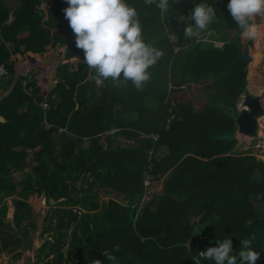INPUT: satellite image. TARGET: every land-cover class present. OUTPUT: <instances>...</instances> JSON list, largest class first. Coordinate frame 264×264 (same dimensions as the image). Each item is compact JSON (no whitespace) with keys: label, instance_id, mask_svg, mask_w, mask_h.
<instances>
[{"label":"trees","instance_id":"1","mask_svg":"<svg viewBox=\"0 0 264 264\" xmlns=\"http://www.w3.org/2000/svg\"><path fill=\"white\" fill-rule=\"evenodd\" d=\"M197 2L170 0L162 15L154 4L128 0L146 42L163 53L137 90L123 79L98 81L82 63L66 0H0V64L10 75L0 76V252L21 244L3 231V200L15 197L12 222L26 234L24 224L34 226L26 200L38 194L49 207L42 234L50 241L34 264H107L102 250L115 246L118 264H214L198 252L226 237L234 252L254 237L256 264H264V162L235 151V139L210 137L236 129L231 112L246 88L247 62L229 59L241 51L230 37L241 30L229 22L228 0H205L216 10L208 26L215 38L186 37L178 16ZM51 50L57 78L20 73L45 64ZM200 83L208 94L197 111L189 89ZM44 99L45 111L38 105ZM16 172L24 173L22 186ZM78 180L96 190L77 188ZM155 180L162 192L148 195Z\"/></svg>","mask_w":264,"mask_h":264},{"label":"clouds","instance_id":"2","mask_svg":"<svg viewBox=\"0 0 264 264\" xmlns=\"http://www.w3.org/2000/svg\"><path fill=\"white\" fill-rule=\"evenodd\" d=\"M144 2L154 4L162 15L171 7L170 0ZM66 4L64 17L75 35L76 47L83 50L82 63L94 70L95 78L98 81L110 78L113 82L123 79L142 90L151 78L149 69L163 53L146 42L136 8L128 0H66ZM226 7L228 15L237 22L241 35L249 40L255 39L259 31L255 19L264 16V0H228ZM215 19L216 10L205 0L195 3L187 16H178L184 24L185 36L190 38L197 37ZM255 177L259 179L258 172ZM252 239L254 237L242 239L238 252H234L231 237L216 239L215 246L207 247L201 255L214 264H256L260 251L251 246ZM118 251V246L112 251L102 250L107 264H118L113 254ZM96 264H102V261L96 259Z\"/></svg>","mask_w":264,"mask_h":264},{"label":"rangeland","instance_id":"3","mask_svg":"<svg viewBox=\"0 0 264 264\" xmlns=\"http://www.w3.org/2000/svg\"><path fill=\"white\" fill-rule=\"evenodd\" d=\"M48 2H51V0H48ZM9 5V3H8ZM47 5H45V8ZM50 7V6H49ZM52 10H57L55 7H51ZM58 11H62V9H58ZM51 13H49L50 15ZM62 15V13H60ZM255 23L258 27V35L255 39L249 40L246 37L242 36L241 33H233L231 35L230 41H235L236 38L241 43V49H243L244 44L248 43V54L251 56V59L247 62V70L249 66V62L254 60H258L259 63L264 62V16H258L255 19ZM225 31L218 34V38H225ZM214 32H211L209 27L206 30L200 31L199 35L196 38H199L200 40L204 39L209 41L210 38L214 39L215 37H212ZM215 34V33H214ZM174 39V37H172ZM206 42V41H205ZM263 44V46L261 45ZM59 57L51 50L49 52V59L45 64L42 65H31V66H25L22 68L20 73L26 72V70L34 69L35 75L34 78L40 82V79H52L57 78L58 74L56 72V65ZM258 63V64H259ZM261 65V64H260ZM261 69H263L264 66H259ZM264 70V69H263ZM246 86L249 85L248 80V71H246ZM210 80L207 81V83ZM250 86V85H249ZM256 91V90H255ZM257 94L260 96L261 101V108L260 111H264V81L262 83V89L261 91H256ZM207 94L208 89L204 86L203 83H200L198 85H191L189 89V96L192 99L193 107L195 110H201L204 107V104L207 101ZM244 100V94H241L239 96V99L236 101L235 104V120L237 118L238 113L242 110L239 109V106L243 104ZM247 110L249 108L245 106ZM27 106H21L20 110H26ZM234 115V114H232ZM257 121H258V113L255 114ZM259 128V127H258ZM237 129V126H236ZM236 131V130H235ZM260 133V134H259ZM119 139L121 140V136H119ZM234 139L236 140V144L234 146V150L237 152H247L250 154L255 155L257 158L262 160L264 162V131L258 132L256 131L255 136H251L248 134H245L243 132H235ZM84 146L87 145V142L84 141ZM26 172L28 173L29 170L26 169ZM23 174L21 172H16L13 174V179L22 186V179ZM89 182V181H88ZM149 185V191L148 195L151 193L157 194L162 192V184L161 180H155L150 182ZM77 188H83L85 189H91L96 190L95 186L89 185L87 182H83L81 180H78L76 182ZM147 195V196H148ZM12 198H15L14 196L5 198L3 202H5L6 205V214L4 216V229L3 231L5 233L13 234L14 237H18L21 240V244L16 247H10L7 250H3L0 252V264H34L36 262L37 257L40 256V258L45 259L44 254L48 250V241H50V238L48 237V234H42V229L44 227V219L49 215V207L45 204L43 195L33 194L29 195L27 197V203L31 207V221L34 223V226L32 225H26L27 227V233L24 234L22 229L19 230L12 222V213L14 211V207L12 205ZM108 197H103L100 200L106 201ZM56 219H52L53 224L55 223ZM69 230L67 231V238H68ZM63 252H66V245L62 248ZM262 252H264V246L262 248ZM70 256V255H69Z\"/></svg>","mask_w":264,"mask_h":264},{"label":"water","instance_id":"4","mask_svg":"<svg viewBox=\"0 0 264 264\" xmlns=\"http://www.w3.org/2000/svg\"><path fill=\"white\" fill-rule=\"evenodd\" d=\"M229 22L238 26L237 22L233 18H230ZM229 59H234L240 62H248L251 59V56L248 54V43L246 42L244 44L242 52L240 54L230 56ZM243 105L247 106L249 110L243 109L238 113L236 118V131L255 136L256 120L254 119V116L261 108V101L260 96L257 94V92L251 90L248 86H246L244 90ZM231 114H235V111H232ZM3 121V117L0 116V122ZM236 131L216 133L211 135L210 137L213 139L226 140L227 142H230L234 139Z\"/></svg>","mask_w":264,"mask_h":264},{"label":"bare ground","instance_id":"5","mask_svg":"<svg viewBox=\"0 0 264 264\" xmlns=\"http://www.w3.org/2000/svg\"><path fill=\"white\" fill-rule=\"evenodd\" d=\"M264 44V43H263ZM263 44H261L263 46ZM258 60H254L252 59L251 62H249V66H248V80H249V85L248 87L253 90V91H261L262 89V83L264 81V67L263 69H261V67L259 66H264V62L263 63H259ZM261 64V65H260ZM239 109H246L245 105L241 104L239 106ZM258 113V121L256 119V117H254V119L256 120V127L255 130L258 132L260 131H264V111L261 112L260 109L257 112ZM259 127V128H258ZM260 134V133H259Z\"/></svg>","mask_w":264,"mask_h":264},{"label":"built area","instance_id":"6","mask_svg":"<svg viewBox=\"0 0 264 264\" xmlns=\"http://www.w3.org/2000/svg\"><path fill=\"white\" fill-rule=\"evenodd\" d=\"M215 45H220V43L219 42H215ZM0 76H3V77H5V78H8L10 75H9V72L7 71V69H5L4 68V65L3 64H0ZM38 105L45 111L46 109H48V103H47V101L44 99V100H42L41 102H38ZM47 125V124H46ZM61 130H64V129H60V131ZM114 131V129H111L109 132H113ZM151 138L153 139V141H156V135H153V134H151ZM148 137V135H145V134H142V138H147ZM148 179H149V176H147V180H146V184L148 185L149 184V181H148ZM203 250H206V248H202L199 252H198V256H200V257H202V255H201V251H203Z\"/></svg>","mask_w":264,"mask_h":264},{"label":"crops","instance_id":"7","mask_svg":"<svg viewBox=\"0 0 264 264\" xmlns=\"http://www.w3.org/2000/svg\"><path fill=\"white\" fill-rule=\"evenodd\" d=\"M10 19H12V17H11ZM14 82H15V79L12 81V83H11L10 86L8 87V90H7L4 94L8 93V91L11 89V87H12V85H13ZM142 134H143V133H141V136H142ZM145 135H146V134H145ZM132 145H134V143H132Z\"/></svg>","mask_w":264,"mask_h":264}]
</instances>
